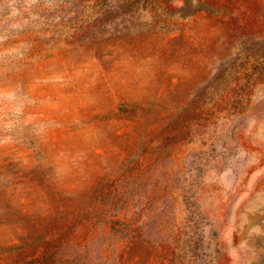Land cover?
<instances>
[{
    "label": "rangeland",
    "instance_id": "obj_1",
    "mask_svg": "<svg viewBox=\"0 0 264 264\" xmlns=\"http://www.w3.org/2000/svg\"><path fill=\"white\" fill-rule=\"evenodd\" d=\"M46 253L264 264V0H0V264Z\"/></svg>",
    "mask_w": 264,
    "mask_h": 264
},
{
    "label": "trees",
    "instance_id": "obj_2",
    "mask_svg": "<svg viewBox=\"0 0 264 264\" xmlns=\"http://www.w3.org/2000/svg\"><path fill=\"white\" fill-rule=\"evenodd\" d=\"M49 247V246H48ZM49 250V249H48ZM48 250H47V253H48ZM47 253H46V257L44 258V260L45 261H43V264L45 263V262H47V263H50L51 261V258H50V256H48V258H47ZM30 259H32V260H25V261H23V262H21V260L20 261H18L19 262V264H38L37 263V260L35 259V258H30ZM53 264V263H52Z\"/></svg>",
    "mask_w": 264,
    "mask_h": 264
}]
</instances>
